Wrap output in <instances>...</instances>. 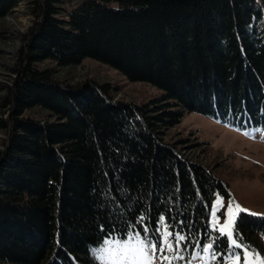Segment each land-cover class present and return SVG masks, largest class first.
Here are the masks:
<instances>
[{"label":"trees","instance_id":"obj_1","mask_svg":"<svg viewBox=\"0 0 264 264\" xmlns=\"http://www.w3.org/2000/svg\"><path fill=\"white\" fill-rule=\"evenodd\" d=\"M21 1L36 20L0 106V264H97L94 247L144 228L157 238L160 217L189 244L211 238L229 253L208 225L227 184L164 134L186 111L264 128V0H82L67 19L60 0H0V19ZM86 58L163 94L114 101L106 83L64 84L39 67ZM37 107L49 119L26 115ZM239 216L234 237L258 246L264 217Z\"/></svg>","mask_w":264,"mask_h":264},{"label":"rangeland","instance_id":"obj_2","mask_svg":"<svg viewBox=\"0 0 264 264\" xmlns=\"http://www.w3.org/2000/svg\"><path fill=\"white\" fill-rule=\"evenodd\" d=\"M82 0H60V18L67 19L70 11L77 7ZM31 8L25 1H21L14 11L0 19V106L2 98L6 95V85H10L13 79V70L17 65L19 49L26 41L30 27L35 23V17L31 14ZM262 29L261 25H258ZM41 69H53V77L64 84L74 85L81 82L93 81L98 84L106 83L112 89V99L144 105L151 100L162 96L163 90L154 87L148 82L131 81L125 74L111 66L99 63L96 60L86 58L81 64L72 67H57L50 60L39 63ZM180 122L165 130L164 139L170 143H177L178 152L185 160L204 165L213 171L214 177L227 184L229 197L217 192L211 203L208 225L213 229V222L219 218L221 225L228 219L229 208L239 205L246 209L247 213L256 217H264V128L257 130H239L228 126L208 115L186 111ZM30 118L49 119L47 112L37 107L27 111ZM6 113L0 107V118ZM8 134L0 130V150H3L4 140ZM223 201V207H219L217 201ZM242 212V213H246ZM215 213V216L212 215ZM169 231H172L168 228ZM163 225L159 224L158 237L147 236L148 239L161 243L162 247ZM136 233L128 234L134 236ZM181 234V233H180ZM183 235V234H181ZM259 244L256 247H246L237 238L240 248H233L229 239L231 251L223 254L215 251L205 253L203 248L214 240L210 238L205 245L199 242L189 244L181 242L178 252L157 253V256L167 255L171 264H235L233 252L239 253V264H260L264 261V232L259 236ZM141 238L143 235L141 234ZM227 238V237H226ZM120 240L116 237H108L102 244L94 247L90 254L95 257L97 264H110V262L98 259L99 250L108 247V242ZM180 256L183 259H176ZM194 257V258H193ZM157 264H165L158 259Z\"/></svg>","mask_w":264,"mask_h":264},{"label":"snow or ice","instance_id":"obj_3","mask_svg":"<svg viewBox=\"0 0 264 264\" xmlns=\"http://www.w3.org/2000/svg\"><path fill=\"white\" fill-rule=\"evenodd\" d=\"M217 204L219 207H223L222 200L218 199ZM246 211V209H242L239 205H235L234 208H229L228 219L225 224L221 225L219 218L212 224L214 230L230 239L234 249L241 247V245L237 243V240L232 237L234 234L237 237L239 236L237 221L240 218L239 214ZM212 215L215 216V213H212ZM143 219V217H140L138 223L143 222ZM181 223L183 222L181 221ZM158 224L163 225L164 228L162 233V247H157V245L161 243L160 240L153 242L148 239V228H144L142 230L144 233L143 238H141V233H136L134 236L125 233L120 240L108 242L107 248L99 250L100 254L98 259L110 262V264H157L158 259H162L165 264H171V260L167 255L158 257L157 253L178 252L181 247V242L186 241L187 237L181 235L179 232L174 233L173 231H169V225L165 223L164 217L159 218ZM217 243L218 241L215 240L212 243H208L207 246L203 248V251L205 253L213 252L214 246ZM233 256L235 264H239V253L234 251ZM175 258L183 259V257L180 256ZM215 258V253L213 252V259ZM260 264H264V261H261Z\"/></svg>","mask_w":264,"mask_h":264}]
</instances>
